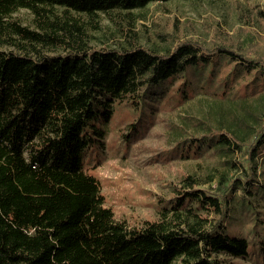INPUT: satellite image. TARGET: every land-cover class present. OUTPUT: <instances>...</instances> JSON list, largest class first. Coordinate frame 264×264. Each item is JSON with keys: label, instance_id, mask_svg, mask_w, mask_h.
Wrapping results in <instances>:
<instances>
[{"label": "trees", "instance_id": "trees-1", "mask_svg": "<svg viewBox=\"0 0 264 264\" xmlns=\"http://www.w3.org/2000/svg\"><path fill=\"white\" fill-rule=\"evenodd\" d=\"M164 1L0 0V44L19 49L0 48V264H222L220 255L262 248L229 224L237 212L259 221L264 52L226 35L205 46L172 42L162 53L129 29L119 48H98L81 17L99 27L100 12ZM235 1L245 20L264 17ZM22 7L36 27L5 18ZM176 93L175 105L199 94L215 104L211 119L198 121L204 131L177 141L174 155L217 154L225 169L212 188L186 174L156 218L131 225L107 205L86 153L118 104L139 110L146 128Z\"/></svg>", "mask_w": 264, "mask_h": 264}, {"label": "rangeland", "instance_id": "rangeland-1", "mask_svg": "<svg viewBox=\"0 0 264 264\" xmlns=\"http://www.w3.org/2000/svg\"><path fill=\"white\" fill-rule=\"evenodd\" d=\"M242 1L253 5L254 10L264 9V0ZM130 12H100L96 17L99 27L93 26L89 16L82 15L94 47L119 48L126 42L123 33L129 29L140 44L162 53L173 46L172 42L194 40L205 46L222 41L226 35L243 47L257 44L264 52V17L245 20L235 0H169ZM5 18L36 27L35 15L29 8H19ZM17 47L13 41L0 44L4 50H19ZM177 97V93L172 95L163 107L154 111L152 123L148 122L146 128L145 121H140L139 110L118 104L104 127L105 133L97 136L86 153L87 168L100 180L107 205L117 218H125L131 225L145 218H156L163 197L170 196L172 188L180 186L186 174L196 176L205 187L213 183L212 188L225 169V159L217 154H205L201 159L174 155L177 141L204 131L198 121L211 119V107L215 104L211 97L199 94L183 105H175ZM133 122L140 126L133 127ZM258 166L259 178L264 182V158H260ZM253 200L260 210L259 221L255 222L252 213L246 217L237 212L229 230L243 232L252 245L262 248L246 257L220 255L222 264H264V196L253 195Z\"/></svg>", "mask_w": 264, "mask_h": 264}]
</instances>
